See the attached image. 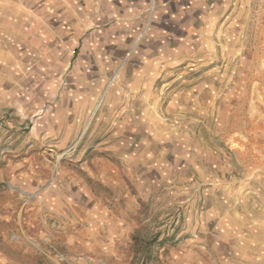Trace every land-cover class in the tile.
<instances>
[{"label":"rangeland","instance_id":"374dc122","mask_svg":"<svg viewBox=\"0 0 264 264\" xmlns=\"http://www.w3.org/2000/svg\"><path fill=\"white\" fill-rule=\"evenodd\" d=\"M228 1L156 0L130 49L0 46V264H264V0Z\"/></svg>","mask_w":264,"mask_h":264},{"label":"crops","instance_id":"0c3cea01","mask_svg":"<svg viewBox=\"0 0 264 264\" xmlns=\"http://www.w3.org/2000/svg\"><path fill=\"white\" fill-rule=\"evenodd\" d=\"M154 1L142 0L135 4L130 0H0V46L4 49L1 57L8 54L13 59V55L23 49L42 51L48 61V57L63 59L75 49L97 53L103 48L110 49V43L115 42L112 37L124 38L128 42L124 49H130L137 37L140 40L147 33L146 13ZM240 2L228 1L234 5ZM220 16L221 13L219 25L224 21L226 27V20L229 22L232 19V13L228 15L224 12L223 18ZM203 19L206 20V17ZM233 22L230 28L234 26L236 42L242 35L237 27L241 24H238L240 21L236 13ZM223 31L226 35L227 30ZM261 44L264 46V41ZM154 61L148 64L154 69L160 68L159 63ZM54 66L55 62L51 67ZM159 73L147 76L143 82H156Z\"/></svg>","mask_w":264,"mask_h":264},{"label":"built area","instance_id":"2783aa9c","mask_svg":"<svg viewBox=\"0 0 264 264\" xmlns=\"http://www.w3.org/2000/svg\"><path fill=\"white\" fill-rule=\"evenodd\" d=\"M255 134V140L252 145L253 154L261 161H264V114L255 129Z\"/></svg>","mask_w":264,"mask_h":264}]
</instances>
